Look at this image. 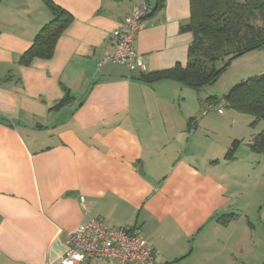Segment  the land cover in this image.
<instances>
[{
  "label": "crops",
  "instance_id": "1",
  "mask_svg": "<svg viewBox=\"0 0 264 264\" xmlns=\"http://www.w3.org/2000/svg\"><path fill=\"white\" fill-rule=\"evenodd\" d=\"M50 1L73 20L50 58L22 65L51 13L43 0H0V264H60L67 233L92 217L138 229L159 264H264V217L255 225L234 206L237 157L226 155L238 139H213L222 122L200 92L138 78L185 66L189 0L157 11L156 0ZM144 3L142 67L98 65Z\"/></svg>",
  "mask_w": 264,
  "mask_h": 264
},
{
  "label": "trees",
  "instance_id": "2",
  "mask_svg": "<svg viewBox=\"0 0 264 264\" xmlns=\"http://www.w3.org/2000/svg\"><path fill=\"white\" fill-rule=\"evenodd\" d=\"M51 13V20L45 23L34 37L31 47L19 58V63L28 65L35 58L48 59L52 56L56 42L72 22V16L50 0H43ZM190 17L181 30L190 32L193 40L188 47L185 66H175L164 71H152L138 78L153 82L170 78L197 92L214 84L228 63L245 53L264 49V0H189ZM164 0H156L154 11L161 9ZM153 11V10H152ZM220 63V66H217ZM65 99L58 103L69 99ZM216 97L210 96L211 101ZM220 102L229 108L250 115L252 124L264 122V73L242 80ZM239 144L234 140L227 151L233 158ZM249 147L264 154V130L257 133Z\"/></svg>",
  "mask_w": 264,
  "mask_h": 264
},
{
  "label": "built area",
  "instance_id": "3",
  "mask_svg": "<svg viewBox=\"0 0 264 264\" xmlns=\"http://www.w3.org/2000/svg\"><path fill=\"white\" fill-rule=\"evenodd\" d=\"M151 9L147 3L135 6L120 19L110 33L112 49L105 51L98 62H117L132 72L142 67V56L134 48L137 34L144 29ZM222 113V108L217 109ZM88 259H103L112 264H159L155 251L138 229L109 227L99 217L79 223L66 236V248L60 264H77Z\"/></svg>",
  "mask_w": 264,
  "mask_h": 264
},
{
  "label": "rangeland",
  "instance_id": "4",
  "mask_svg": "<svg viewBox=\"0 0 264 264\" xmlns=\"http://www.w3.org/2000/svg\"><path fill=\"white\" fill-rule=\"evenodd\" d=\"M217 66H220V63ZM262 73L264 49L254 50L232 59L214 84L200 90L203 108L210 110V119L224 125H218L215 129L217 135L213 134V139L221 144L223 139L231 135L239 141L235 151L237 161L228 169L234 171L233 184L237 186L234 206L236 211L241 210L240 214L249 216L252 222L256 221L255 225H258L259 218L264 217V154L252 152L248 141L264 130V122L252 124L253 118L250 115L229 108L219 99L242 80ZM209 96L216 98L208 103L206 101L209 100L205 99ZM219 107L223 109V114L217 113L216 109ZM215 145L217 147V144Z\"/></svg>",
  "mask_w": 264,
  "mask_h": 264
}]
</instances>
